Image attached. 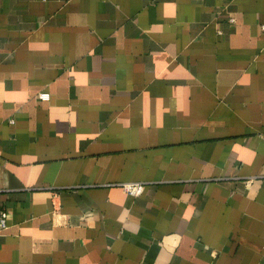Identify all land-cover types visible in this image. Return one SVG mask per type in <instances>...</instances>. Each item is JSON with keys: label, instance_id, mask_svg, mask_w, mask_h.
Listing matches in <instances>:
<instances>
[{"label": "crops", "instance_id": "0c3cea01", "mask_svg": "<svg viewBox=\"0 0 264 264\" xmlns=\"http://www.w3.org/2000/svg\"><path fill=\"white\" fill-rule=\"evenodd\" d=\"M0 203V264H264V0H0Z\"/></svg>", "mask_w": 264, "mask_h": 264}, {"label": "built area", "instance_id": "2783aa9c", "mask_svg": "<svg viewBox=\"0 0 264 264\" xmlns=\"http://www.w3.org/2000/svg\"><path fill=\"white\" fill-rule=\"evenodd\" d=\"M40 98L43 100L49 99V93L40 94ZM123 188L132 196L137 197L144 192L145 185L139 182H134V183L131 182V183H125L123 185ZM8 219H9V213L7 209H5L3 205L0 203V230H5L8 228L9 226Z\"/></svg>", "mask_w": 264, "mask_h": 264}]
</instances>
